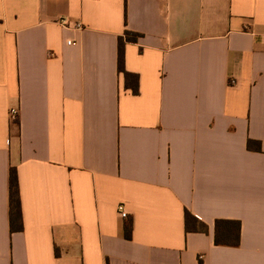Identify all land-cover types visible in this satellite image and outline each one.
<instances>
[{
	"label": "crops",
	"instance_id": "crops-1",
	"mask_svg": "<svg viewBox=\"0 0 264 264\" xmlns=\"http://www.w3.org/2000/svg\"><path fill=\"white\" fill-rule=\"evenodd\" d=\"M0 264H264V0H0Z\"/></svg>",
	"mask_w": 264,
	"mask_h": 264
},
{
	"label": "trees",
	"instance_id": "trees-1",
	"mask_svg": "<svg viewBox=\"0 0 264 264\" xmlns=\"http://www.w3.org/2000/svg\"><path fill=\"white\" fill-rule=\"evenodd\" d=\"M142 35L131 31L126 33L119 39L118 51V67L120 73L124 74L126 79V87L135 95L140 93V78L139 75L130 73L126 67V49L128 44L138 43ZM255 145H258L255 148ZM260 144L258 142H249V149L259 150ZM10 223L12 232H21L24 230L23 224V209L20 194V183L18 171L11 170L10 174ZM186 228L188 232L206 233L208 227L201 223L191 213L186 214ZM133 222L126 225V238L132 239ZM242 239V223L240 221L232 220H217L215 225V243L217 246L239 247Z\"/></svg>",
	"mask_w": 264,
	"mask_h": 264
},
{
	"label": "built area",
	"instance_id": "built-area-1",
	"mask_svg": "<svg viewBox=\"0 0 264 264\" xmlns=\"http://www.w3.org/2000/svg\"><path fill=\"white\" fill-rule=\"evenodd\" d=\"M59 23L61 25H63L64 27L71 28V27L74 26V28L77 29V30L83 29V25H81L80 23L74 24V23H72L70 21H67L65 19L59 20ZM10 118L14 122H16L18 120V110L17 109L11 111ZM118 211H119V214L122 216V218L127 219L129 217V214H128L127 210H126L125 205H123V204L120 205L118 207ZM202 259H203V257L201 256L200 260H202Z\"/></svg>",
	"mask_w": 264,
	"mask_h": 264
}]
</instances>
